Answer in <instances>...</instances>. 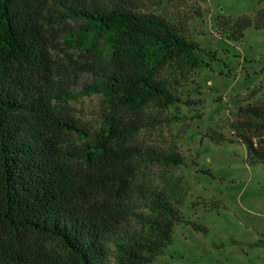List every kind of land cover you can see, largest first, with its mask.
I'll use <instances>...</instances> for the list:
<instances>
[{
  "label": "trees",
  "instance_id": "16d2710c",
  "mask_svg": "<svg viewBox=\"0 0 264 264\" xmlns=\"http://www.w3.org/2000/svg\"><path fill=\"white\" fill-rule=\"evenodd\" d=\"M69 17L113 37L107 59L82 69L100 79L97 91L115 106L91 135L51 107L52 100L72 96L53 77L48 37L53 24ZM225 25L236 41L247 27H264V9L254 19ZM197 48L163 17L138 12L126 0L110 7L81 0H0V264H106V242L114 248L112 264H149L163 253L173 226L183 222L179 211L163 193L140 189L137 200L145 212L137 214L139 228L122 230L124 196L137 161L171 166L182 157L126 142L139 128L134 116L142 106L160 109L181 101L158 73L170 60L196 66ZM258 91L263 87L250 91L227 125L248 161L264 164V97L249 101ZM70 132L85 142L68 140ZM204 136L226 140L213 130ZM190 225L206 231L197 222ZM23 232L55 240L66 258L36 252Z\"/></svg>",
  "mask_w": 264,
  "mask_h": 264
},
{
  "label": "rangeland",
  "instance_id": "374dc122",
  "mask_svg": "<svg viewBox=\"0 0 264 264\" xmlns=\"http://www.w3.org/2000/svg\"><path fill=\"white\" fill-rule=\"evenodd\" d=\"M89 5L113 6L120 0H81ZM134 10L159 15L180 34L194 41V67L170 60L158 73L180 102L157 109L142 106L136 114L138 130L126 142L142 149L172 152L182 157L179 165L137 161L125 193L128 210L122 230L139 228L137 214L145 212L138 190L163 193L183 220L173 226V239L149 264H264V164L248 161L245 147L230 135L228 121L235 108L258 91L250 102L264 97V27L249 26L234 41L225 25L240 17L254 19L264 0H126ZM88 23L66 18L48 30L55 80L72 94L52 100L53 111L75 120L91 135L101 127L104 115L115 108L101 91L100 79L82 69L107 59L112 35L87 29ZM123 117L133 118L125 111ZM213 130L226 140L204 136ZM80 145V134L67 133ZM208 170L209 174L200 170ZM194 221L206 231H196ZM33 249L51 258H66L53 239L23 232ZM104 262L112 264L114 248L106 242Z\"/></svg>",
  "mask_w": 264,
  "mask_h": 264
}]
</instances>
